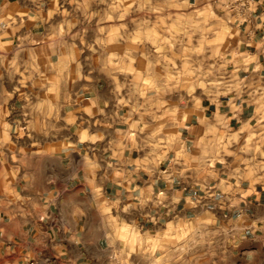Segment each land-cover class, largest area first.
<instances>
[{"label":"crops","instance_id":"1","mask_svg":"<svg viewBox=\"0 0 264 264\" xmlns=\"http://www.w3.org/2000/svg\"><path fill=\"white\" fill-rule=\"evenodd\" d=\"M229 10L187 99L154 58L0 0V264H264V3Z\"/></svg>","mask_w":264,"mask_h":264},{"label":"rangeland","instance_id":"2","mask_svg":"<svg viewBox=\"0 0 264 264\" xmlns=\"http://www.w3.org/2000/svg\"><path fill=\"white\" fill-rule=\"evenodd\" d=\"M53 25L93 47L120 44L123 52L152 57L169 68L167 81L187 99L206 95L210 63L231 40L227 7L209 0H40ZM205 5V6H204ZM49 17V16H48ZM219 64L220 60H219ZM196 71V72H195ZM198 74V75H197ZM200 74V75H199Z\"/></svg>","mask_w":264,"mask_h":264},{"label":"built area","instance_id":"3","mask_svg":"<svg viewBox=\"0 0 264 264\" xmlns=\"http://www.w3.org/2000/svg\"><path fill=\"white\" fill-rule=\"evenodd\" d=\"M229 8L241 16H249L252 12V5H255L259 2L264 3V0H229ZM26 264H34V261H26ZM111 264H122L120 260L114 259Z\"/></svg>","mask_w":264,"mask_h":264}]
</instances>
